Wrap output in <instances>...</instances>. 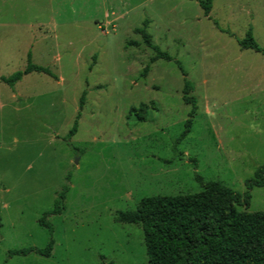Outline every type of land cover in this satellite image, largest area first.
<instances>
[{
    "label": "rangeland",
    "instance_id": "374dc122",
    "mask_svg": "<svg viewBox=\"0 0 264 264\" xmlns=\"http://www.w3.org/2000/svg\"><path fill=\"white\" fill-rule=\"evenodd\" d=\"M200 1L0 0V76L29 52L58 76L0 80V264H145L144 232L120 210L199 192L197 175L247 191L264 165V54L239 40L251 31L264 48V0H213L209 15ZM142 27L171 60L152 61ZM251 194L239 208L264 211V186ZM51 240L50 256L14 253Z\"/></svg>",
    "mask_w": 264,
    "mask_h": 264
},
{
    "label": "trees",
    "instance_id": "16d2710c",
    "mask_svg": "<svg viewBox=\"0 0 264 264\" xmlns=\"http://www.w3.org/2000/svg\"><path fill=\"white\" fill-rule=\"evenodd\" d=\"M200 4L205 15H209L213 0H201ZM145 25H148V21H145ZM136 31L143 35L147 46L155 49L152 61L160 58L172 59L170 54L153 44L146 27L137 28ZM130 44L139 45V42L131 41ZM239 44L243 49H254L264 54V48L259 45L251 31L244 39L239 40ZM34 71L58 79L49 67L33 63L32 54L29 52L25 69L9 77L0 76V80L14 86L24 75ZM148 71L149 66H146L143 76ZM192 89V84L186 80L184 99L187 103L195 102L194 97L189 96ZM85 96L84 92L80 99V108L84 106ZM146 108L147 105L142 103L141 111ZM136 110L133 108V111ZM79 117L80 112L69 136L77 132ZM139 119L145 120L146 117L139 115ZM191 125L192 119H188L182 137L190 132ZM196 178L203 186L199 192L145 196L135 209L120 210L117 213V222L142 228L148 254L145 264H264V211L239 208H247L250 205L251 190L254 187L264 186V165L259 166L255 175L246 180L247 191L243 194L222 181H206L200 175ZM69 188L66 184L58 192L53 209L45 211L40 219L41 225L49 226L46 218L50 214L62 213L66 207L65 200ZM53 246L54 240H51L43 249L32 247L15 250L14 253L26 255L34 251L50 256Z\"/></svg>",
    "mask_w": 264,
    "mask_h": 264
}]
</instances>
